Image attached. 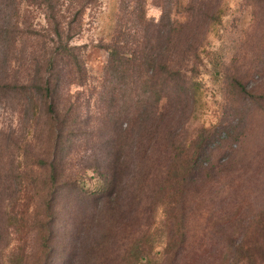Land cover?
<instances>
[{"label":"rangeland","instance_id":"1","mask_svg":"<svg viewBox=\"0 0 264 264\" xmlns=\"http://www.w3.org/2000/svg\"><path fill=\"white\" fill-rule=\"evenodd\" d=\"M167 1L144 0L149 25L159 22ZM175 1L170 7L171 19L187 27L175 37L167 57L198 87L195 103L183 102L175 110L179 139L189 144L206 132L211 136V160L188 203L187 242L175 264H264V245L257 226L264 213V102L259 100L264 97V0ZM119 9L120 0H99L98 9L85 13L82 33L71 43L82 56L86 80L60 101L63 107L68 101L75 103L70 117L81 130L64 142L59 173L61 183L77 191L68 196L63 190L48 209L49 190L40 189L30 219L40 222L42 232L47 215L53 214V231L48 236L33 231L26 251L21 244L22 250L14 258L9 257L15 244L7 227L8 212L18 198L22 174L49 161L53 132L52 124L45 121L36 126L22 124L16 108L21 96L0 94V264H92L100 255L93 252L92 245L100 240L101 231L90 221L94 222L92 215L95 218L97 209L87 207L81 198L78 202V190H97L100 172L106 171L110 161L121 159L124 163L129 155L126 147L118 154L103 146L116 138L115 127L119 131V123L111 125L106 120L101 97L107 62L104 47L113 38ZM34 18L43 24L42 16L34 14ZM150 28L149 33L154 34ZM119 108L125 129L129 120L122 103ZM131 136L125 139L128 146ZM125 170L122 165L115 178L117 184L123 182ZM47 174L38 172V179ZM153 185L149 180L145 187L151 190ZM141 199L142 205L137 203L133 214L123 209L116 218L118 232L105 242L102 264H116L117 249L126 245L122 242L129 227L141 225L151 226L150 264L166 261L163 216L158 211L148 223L150 212L144 205L149 200L146 195ZM83 220L87 222L82 226ZM241 245V252L236 251Z\"/></svg>","mask_w":264,"mask_h":264},{"label":"trees","instance_id":"2","mask_svg":"<svg viewBox=\"0 0 264 264\" xmlns=\"http://www.w3.org/2000/svg\"><path fill=\"white\" fill-rule=\"evenodd\" d=\"M173 2L176 1L168 0L166 7L161 8L159 22L149 25L143 12L144 0H120L113 38L104 47L107 62L103 70L102 105H106V120L111 125L119 123V131L115 127L116 138L103 146H110L118 154L127 148L129 155L124 163H120L121 159L110 161L106 171L100 172L97 190H78V202L81 198L80 202L87 207L97 209L95 218L92 215L94 222L90 221L101 231L100 240L92 245L93 252L100 255L92 264L103 263L105 242L118 232L116 218L122 210L133 214L145 195L149 200L144 205L150 212L148 223L158 211L163 216L166 261L162 263L175 264L187 242V206L210 163L211 136L206 132L189 144L179 139L175 110L183 102L194 104L198 87L167 57L169 49L175 46V37L187 27L171 19ZM98 7L99 0H0V94L21 96L16 108L22 124L36 126L45 121L52 124L53 132L49 161L33 165L28 174H22L18 198L9 209L7 227L15 244L9 253L11 258L22 250L21 244L26 251L33 231L42 230L40 222L32 223L30 219L40 189L49 190L48 209L63 190L68 196L77 191L61 183L59 166L64 142L81 129L70 117L75 103L67 100L69 105L63 107L60 101L70 97L71 89L82 87L86 80L82 56L71 43L82 33L85 13ZM34 14L42 16L43 24L34 22ZM150 27L154 34L149 33ZM240 92L244 93L242 88ZM259 100L264 102V97ZM119 103L129 120L125 129L120 123L123 115ZM107 126L110 125L104 128ZM129 134L132 136L128 146L125 139ZM122 165L126 166L123 182L117 184L115 178L121 174ZM41 171L48 174L39 180L37 174ZM149 180L154 183L151 190L145 187ZM263 215L258 217L257 226L264 245ZM46 220L44 232L40 233L48 236L54 228L53 214H48ZM83 221L82 226L87 220ZM129 228L122 242L126 245L117 249L116 264L152 263L151 226ZM242 247L236 251L241 252Z\"/></svg>","mask_w":264,"mask_h":264}]
</instances>
